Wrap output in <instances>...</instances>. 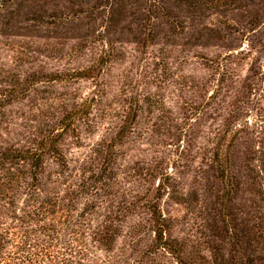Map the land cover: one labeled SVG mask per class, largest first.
Here are the masks:
<instances>
[{"label": "rangeland", "instance_id": "374dc122", "mask_svg": "<svg viewBox=\"0 0 264 264\" xmlns=\"http://www.w3.org/2000/svg\"><path fill=\"white\" fill-rule=\"evenodd\" d=\"M0 264H264V0H0Z\"/></svg>", "mask_w": 264, "mask_h": 264}, {"label": "trees", "instance_id": "16d2710c", "mask_svg": "<svg viewBox=\"0 0 264 264\" xmlns=\"http://www.w3.org/2000/svg\"><path fill=\"white\" fill-rule=\"evenodd\" d=\"M10 158H13L14 160L20 159L22 161H29V160L31 161L33 159H38L39 156L36 154V152H31V153L30 152H26V153L18 152L17 154L10 155Z\"/></svg>", "mask_w": 264, "mask_h": 264}]
</instances>
